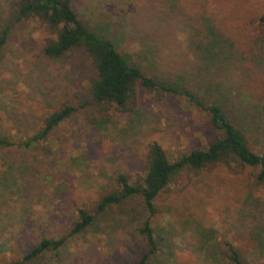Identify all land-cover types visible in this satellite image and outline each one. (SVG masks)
Instances as JSON below:
<instances>
[{
	"label": "rangeland",
	"instance_id": "obj_1",
	"mask_svg": "<svg viewBox=\"0 0 264 264\" xmlns=\"http://www.w3.org/2000/svg\"><path fill=\"white\" fill-rule=\"evenodd\" d=\"M73 4L121 52L132 51L137 62L157 61L175 81L198 90L209 75L227 83L232 95L264 97V0ZM8 7L0 0V27L10 28L0 55V135L19 143L60 106L76 112L29 150H0V264L22 260L43 238L67 236L77 210L96 211L120 174L139 179L152 143L174 162L213 137L207 114L171 94L138 88L137 105L129 110L97 107L88 91L91 63L78 51L59 61L45 57L44 30L36 22H16ZM211 44L221 58L217 64L208 60ZM255 173L222 166L177 177L155 201L159 250L149 264H222L226 242L247 264H264V183ZM149 216L135 196L96 215L59 252L28 264H136L147 249L139 229Z\"/></svg>",
	"mask_w": 264,
	"mask_h": 264
},
{
	"label": "trees",
	"instance_id": "obj_2",
	"mask_svg": "<svg viewBox=\"0 0 264 264\" xmlns=\"http://www.w3.org/2000/svg\"><path fill=\"white\" fill-rule=\"evenodd\" d=\"M8 5L9 15L16 22H36L44 30L47 36L42 53L45 57L59 61L78 51L91 63L93 76L88 91L91 102L97 107L104 111L112 107L129 110L130 105H137L138 88L171 94L207 114V123L213 132L206 147L193 149L174 162L163 146L152 143L144 175L132 181L128 175L120 174L117 188L100 196L96 211L86 208L77 210V219L67 236L43 238L22 260L11 264H28L47 253L59 252L71 236L87 231L94 224L96 215L135 196L144 200L150 214L139 229L147 249L136 264H149L159 250L152 227V217L156 214L155 201L177 177L183 173L199 174L223 166L228 170H256L257 183H264V133L261 130L262 126L264 128V97L232 95L227 83L209 75L203 80L204 87L201 84L197 90L168 77L157 61L137 62L132 51L121 52L111 37L91 29L86 20L79 17L73 0H8ZM9 30V26L0 27V55L9 42ZM211 48H206L208 60L217 64L221 60L220 55L213 53L216 48L212 44ZM158 53L161 56V48ZM206 68L209 73L213 70L211 64H207ZM201 90L203 95H200ZM75 112L73 106H60L45 117L41 130L19 143L0 135V150L11 147L29 150L47 140ZM255 148L259 150L256 152ZM225 248L220 260L222 264H247L231 243L226 242Z\"/></svg>",
	"mask_w": 264,
	"mask_h": 264
}]
</instances>
